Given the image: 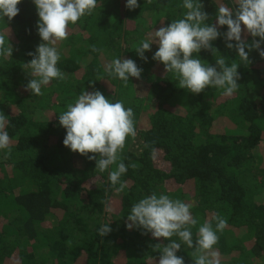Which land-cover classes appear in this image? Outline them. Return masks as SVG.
<instances>
[{"label":"trees","instance_id":"trees-1","mask_svg":"<svg viewBox=\"0 0 264 264\" xmlns=\"http://www.w3.org/2000/svg\"><path fill=\"white\" fill-rule=\"evenodd\" d=\"M126 3L97 0L91 15L69 24L67 39L56 45L65 78L42 86L39 96L25 89L31 77L23 68L42 42L37 7L21 0L17 16L0 18V33L13 46L12 57L0 58V112L12 141L10 155L0 150V264H158L154 245L170 240L126 226L133 204L153 193L192 205L194 240L213 216L227 220L214 246L221 264H264V58L252 49L249 63L241 62L221 35L211 43L229 66L240 64V86L231 97L211 86L191 93L152 59L158 44L145 52L147 62L135 51L156 29L183 18V0H138L134 10ZM201 3L209 24L219 5L235 7L234 0ZM196 56L216 66L211 51ZM116 58L133 59L141 77L125 85L110 76L105 67ZM100 89L111 102L133 109L137 131L103 173L96 161L63 144L66 129L58 119L82 91ZM120 162L128 166L121 176L127 187L117 192L108 175ZM104 224L112 231L101 237ZM173 239L182 244L177 256L194 264L193 249Z\"/></svg>","mask_w":264,"mask_h":264},{"label":"clouds","instance_id":"clouds-1","mask_svg":"<svg viewBox=\"0 0 264 264\" xmlns=\"http://www.w3.org/2000/svg\"><path fill=\"white\" fill-rule=\"evenodd\" d=\"M37 7L39 21L38 35L42 42L35 52L28 55L33 58L23 68L31 79L25 86L33 95H42V86H47L54 79L63 80L64 73L57 67L60 54L56 45L68 37L69 24H76L85 15H91L97 6V0H33ZM151 3V0H147ZM21 0H0V18L13 19L19 13L18 4ZM235 7L223 4L218 6L216 22L206 21L209 15L205 12L201 0H183L182 8L186 9L183 18L161 26L151 39H145L135 48L138 56L147 62L146 51L151 45H159L152 59L162 62L167 73H174L179 80L178 87L191 93L199 94L209 86L223 90V95L231 97L238 89L240 64L235 60L230 64L226 59L217 56V49L212 41L223 35L226 47L235 49L243 63H249V51L256 49L264 58V0H234ZM126 7L134 10L139 7L138 0H127ZM227 26L221 33L220 28ZM243 26V27H242ZM247 35L253 37L248 43ZM259 37V40L255 38ZM9 40V36L7 37ZM235 41L236 43H232ZM248 51H245V49ZM202 49L211 51L216 57V66L202 61L198 54ZM93 51H97L93 47ZM13 46L6 43V36L0 33V58L12 57ZM105 71L110 76L118 77L125 85L129 77L139 79L143 69L133 59L116 58L106 65ZM59 124L66 129L63 144L73 152L96 161V171L101 173L116 165L120 159L126 139L137 135L132 108H125L122 101L111 102L101 91L84 90L74 103L67 105V110L59 114ZM8 121L0 112V150L11 154V138L5 130ZM92 153L94 155H89ZM95 154H99V159ZM135 169V163L130 165ZM128 166L120 162L116 169L109 172L108 179L115 191L122 192L127 182H121L122 174L127 173ZM119 184V187L116 185ZM192 205L179 199L173 200L166 194L153 193L134 203L127 216L126 226L129 230L143 229L142 234L151 233L153 238H164L170 243H157L154 250L160 252L158 264H185L183 257L177 256L181 243L193 249L194 264H221L220 253L215 250L219 236L227 227V220L215 215V229L211 220L205 221L193 239L192 227L197 225L190 211ZM109 211L111 209H108ZM99 235L107 236L111 231L110 224L100 227Z\"/></svg>","mask_w":264,"mask_h":264},{"label":"rangeland","instance_id":"rangeland-1","mask_svg":"<svg viewBox=\"0 0 264 264\" xmlns=\"http://www.w3.org/2000/svg\"><path fill=\"white\" fill-rule=\"evenodd\" d=\"M100 59L106 60V55H105V57H101ZM260 69H263V66H261ZM100 91L102 92V89H100ZM253 91L256 92L257 91L256 88Z\"/></svg>","mask_w":264,"mask_h":264}]
</instances>
